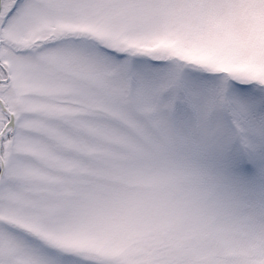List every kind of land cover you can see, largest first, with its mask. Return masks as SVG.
Returning <instances> with one entry per match:
<instances>
[{"label":"snow or ice","instance_id":"1","mask_svg":"<svg viewBox=\"0 0 264 264\" xmlns=\"http://www.w3.org/2000/svg\"><path fill=\"white\" fill-rule=\"evenodd\" d=\"M0 264H264V0H0Z\"/></svg>","mask_w":264,"mask_h":264}]
</instances>
